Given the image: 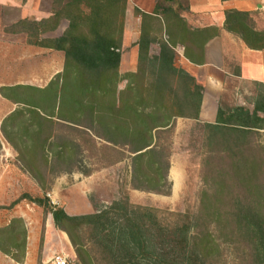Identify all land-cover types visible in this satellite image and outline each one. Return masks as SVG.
<instances>
[{
  "label": "trees",
  "instance_id": "trees-1",
  "mask_svg": "<svg viewBox=\"0 0 264 264\" xmlns=\"http://www.w3.org/2000/svg\"><path fill=\"white\" fill-rule=\"evenodd\" d=\"M55 2L60 8L53 7L49 17L39 21L24 18L14 25L28 23L46 32L55 30L63 18L68 19L69 25L61 35L32 42L63 51L64 69L45 87L29 84L0 87L3 97L22 103L2 120L4 137L18 153L23 146L24 155L32 159L38 149L46 151L52 137L47 130H51L53 117L57 116L81 126L109 146L126 148L130 152L134 189L171 193V137L176 121L198 120L204 95V86L178 65L177 47L185 48V56L191 62L204 63L205 45L220 29L191 26L184 16L189 11L188 0L184 3L157 0L151 13L136 7L141 18V35L136 43L138 66L136 71L121 75L129 0ZM225 13L228 31L239 35L248 47L264 49V30L253 25L252 12L228 9ZM123 80L127 84L120 88ZM263 115L264 93H261L252 111L244 106L226 111L220 107L217 120L204 123L205 131L211 140L232 139L239 144L252 131L264 129ZM20 125L23 132L10 130ZM68 144L56 151L55 159L78 158L81 145L73 139ZM26 169L33 176L42 173L30 160ZM81 171L91 173L89 168ZM245 174L249 177L247 171ZM252 181L250 176L248 182ZM252 187L256 194L251 198L259 206L239 196L238 211L227 214L218 210L214 213L215 224L206 222L204 228L201 215H181L175 225H165L157 209L133 204L128 198L79 215L69 214L47 195L25 198L52 216L54 225L68 234L84 264H210L211 250L219 248V241L229 236L245 245L246 264H264V184L253 183ZM87 233L90 243L85 241ZM25 237L23 220L12 218L9 224L0 227V251L21 262Z\"/></svg>",
  "mask_w": 264,
  "mask_h": 264
},
{
  "label": "rangeland",
  "instance_id": "rangeland-1",
  "mask_svg": "<svg viewBox=\"0 0 264 264\" xmlns=\"http://www.w3.org/2000/svg\"><path fill=\"white\" fill-rule=\"evenodd\" d=\"M45 2L46 10L40 11L47 12L48 6L51 7V0ZM53 7L60 8L55 0ZM253 19L256 28L264 27V17L254 15ZM68 25V19L63 18L55 30L46 32L28 23L0 26V87L14 83L47 86L63 71L65 54L61 50L32 42L36 38L59 36ZM260 27L258 29L264 30ZM12 29L20 31L14 33ZM153 48L157 49V46ZM132 64L130 46L123 66L120 65L121 75L130 71ZM126 84L127 81L123 80L119 87L124 88ZM255 89L258 96L264 93L263 87L257 86ZM21 104L0 93V227L9 224L12 218L20 217L26 230L22 261L17 262L0 251V264H45L59 252L69 256L70 264H84L68 234L56 227L52 216L25 198L26 195H47L54 204L64 207L72 215L92 213L113 201L128 198L133 204L157 209L165 225H175L181 215H201L205 222L201 223L202 228L208 224L206 222L215 224L214 213L218 210L227 214L238 211L239 196L259 206L253 203L251 197L256 194L253 183L264 184V129L252 131L247 139L237 144L232 139L211 140L203 122L178 118L171 137L169 178L172 189L169 194H161L133 188L130 152L126 148L109 146L81 126L57 116L53 117L51 130H47L52 133V137L45 152L38 149V154L29 159L21 146L22 152L18 153L4 137L1 123L6 115ZM232 105L234 103L228 100L222 102L225 111ZM244 107L250 111L253 109L251 106ZM10 130L23 132V127L13 126ZM72 139L81 145L78 158L75 161L55 159L56 151L64 149ZM29 160L40 168L41 175L33 176L26 169ZM85 168L91 169V173L84 174L81 170ZM67 169L71 171L65 172ZM246 171L252 177L251 183L248 182ZM219 191L223 193L218 194ZM85 236V241L90 243L89 234ZM219 242V248L211 250L208 263L246 264L244 244H239L231 236L223 237Z\"/></svg>",
  "mask_w": 264,
  "mask_h": 264
},
{
  "label": "crops",
  "instance_id": "crops-1",
  "mask_svg": "<svg viewBox=\"0 0 264 264\" xmlns=\"http://www.w3.org/2000/svg\"><path fill=\"white\" fill-rule=\"evenodd\" d=\"M156 2L157 0L128 2L121 66L127 49L131 46L133 64L129 68L130 71L137 69L139 48L136 43L141 35V18L135 14V8L151 13ZM49 3L51 7L48 6L47 12H43L40 10H46L45 0H0V26L14 25L24 18L36 21L47 18L53 12V0ZM188 4L189 11L184 16L191 26H216L220 29V33L205 45L204 63L191 62L185 56V48L181 45L177 47L178 65L195 76L204 86L203 101L197 121L214 123L224 100L234 103L229 108L251 106L254 109L261 95L260 93L258 96L255 88L257 86L264 88V49H252L239 35L228 31L225 28V12L228 9H238L250 11L252 16L264 17V0H188ZM7 11L9 13H6ZM260 28L264 29V27Z\"/></svg>",
  "mask_w": 264,
  "mask_h": 264
},
{
  "label": "built area",
  "instance_id": "built-area-1",
  "mask_svg": "<svg viewBox=\"0 0 264 264\" xmlns=\"http://www.w3.org/2000/svg\"><path fill=\"white\" fill-rule=\"evenodd\" d=\"M45 264H70V258L65 252L54 254Z\"/></svg>",
  "mask_w": 264,
  "mask_h": 264
}]
</instances>
